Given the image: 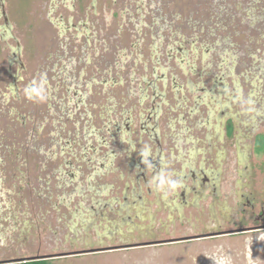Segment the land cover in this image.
<instances>
[{"label":"rangeland","instance_id":"1","mask_svg":"<svg viewBox=\"0 0 264 264\" xmlns=\"http://www.w3.org/2000/svg\"><path fill=\"white\" fill-rule=\"evenodd\" d=\"M10 3L11 19L19 18L31 30L30 36L24 28L20 30L26 37L23 59L28 74L35 78L37 87L41 79L46 81L45 98L36 100L47 111V125L42 129L47 146L53 145L56 137L78 134L81 143L89 141L98 146L94 133H88L91 127H102L110 120L129 115L137 121L130 137L135 139L136 133L142 137L134 145L135 152L153 140L143 131L140 120L158 105L159 112L156 108L151 110L158 114L164 170L157 181V192L153 186L151 193L145 192L144 185L141 188L148 201L159 199L157 216L161 219L151 225L155 236L140 241L200 232L203 224L211 220L213 203L214 209L224 205L238 219L243 214L238 209L237 197L229 190L253 189L263 198L264 147L260 151L255 149L253 133L264 135V0H12ZM80 21L84 25L80 26ZM71 24H78L80 30L69 28ZM174 58L182 60H179L182 67L177 66ZM162 72L166 84L160 79ZM149 75L155 77L146 85L145 97L137 86H144L143 80ZM56 85L60 89L55 93ZM151 85L157 89L153 90ZM68 97L72 106L66 102ZM76 106L77 111L73 112ZM218 112H222L219 118ZM150 121L144 129H151L153 118ZM228 121H232L230 132ZM176 134H181L183 140L176 141ZM177 146L186 155L180 156ZM100 148L106 150L104 145ZM40 149L35 147L37 155ZM126 152L116 160V170L97 179L98 183L111 186L106 189V196H117V202L122 201L125 184L131 193L140 194L139 184L127 174ZM188 155L195 164L203 162L204 169L211 170L213 175L219 173L223 195L207 197L199 208L190 202L180 214L168 207L162 209L163 197L168 199L172 192L170 172L179 171V163L188 162ZM237 170L247 179L242 184L241 178V187L235 184L241 176ZM12 181L7 179L9 185ZM35 182L32 217L37 211V193L44 187V178L41 185L40 181ZM17 190H12L15 193L12 201L28 206L26 192L17 195ZM117 209L119 205H115L113 213ZM128 210L133 214L132 206ZM142 211L144 215L145 208ZM54 213L44 210L41 215L36 214L37 229L31 234L43 239H0V260L77 249L70 246L77 236L65 231L63 223H55ZM168 216L173 219L169 227L174 231L172 234L164 229L158 231L162 221L168 222ZM188 217L191 222H187ZM100 220H96L99 226L91 232L96 240L106 238L97 237L106 230ZM134 221L141 224L138 219ZM252 222L249 218L248 224ZM1 224L6 226L7 222ZM58 224L62 234L56 230ZM52 228L60 235L58 239H44L51 234L55 236ZM67 236L71 239H66ZM111 237L106 239L120 244L115 235ZM47 259L49 264H264V229Z\"/></svg>","mask_w":264,"mask_h":264},{"label":"flooded vegetation","instance_id":"2","mask_svg":"<svg viewBox=\"0 0 264 264\" xmlns=\"http://www.w3.org/2000/svg\"><path fill=\"white\" fill-rule=\"evenodd\" d=\"M9 1L11 2L12 0ZM10 2L0 0V239H2L1 241L3 239H33L36 235H32L31 231L37 229L38 215L36 214L41 215L44 210L47 213L55 211V223H63V226H61L65 231L68 230L69 233H74V236H77L74 243L70 245L77 249L53 254L15 257L0 260V264H25L37 260L48 261L47 258L54 256L61 257L152 244L174 243L177 241L186 242L201 238H220L222 236L264 229V196L261 198V196L256 195L253 189L240 190L241 192L239 190L236 192L235 189H232L229 192H232L231 195L233 197H237L238 209L243 214L238 219L224 205L214 209L212 207L213 203L210 206L211 220L203 224V227L199 229L200 232L188 236L140 241L143 237L151 238L155 236L151 225L155 222H160L161 219L157 216V212L160 209L159 199L155 198L152 201H148L145 195L143 196L141 188L144 185L145 192L151 193V186H153L155 192H157V181L162 170H164L162 160L164 152L158 137V105L150 108L146 117L140 120L143 131L146 130L149 137L153 139L151 143L146 144L147 148L138 147L139 150L134 152V145L140 142L142 137L139 133L135 134V139L130 137L135 132L133 129L137 121L134 120L133 116L129 117V115L123 119L110 120L102 127H91L92 130L88 133H94V141L97 142L98 146L91 145L89 141H82L81 143L78 138L79 134L74 137L68 135L56 137V140L52 142L53 145L47 146L45 131L42 132V129L47 125V111L44 109L45 107H41L42 104L39 105L37 103V98H30L27 92L35 78L28 74L26 64H24L26 37H23L20 30L24 28L28 36H30L31 30L19 18L16 19L14 17V21L11 19L12 17L9 13ZM57 8L58 6H56ZM59 17L63 18L62 15ZM20 23L23 26H20ZM79 24L80 26L84 25L81 21ZM15 28L18 32H16ZM69 28L80 30L78 24H71ZM177 47V52H179L180 50ZM176 59L174 58L173 61L178 67H182L180 64L182 60ZM153 74L155 75L154 71ZM154 75H149L150 79L143 80L144 86H137V90L142 91L143 96L146 95L144 93L146 85H150L149 83L152 82L150 80L155 77ZM160 79L166 84L167 78H165L164 73ZM171 80L173 81V79ZM87 85L88 87L90 86L89 83ZM151 86L153 90L157 89L155 85ZM59 89L60 86L56 85L55 93ZM66 90L68 91V89ZM32 95L36 96V93L33 92ZM66 102L68 106H72L69 97ZM155 108L157 110L156 113L153 111ZM76 111L77 106L73 112ZM221 114L222 112H218L217 118ZM152 118L154 122L150 126L151 129H144V126L150 125ZM181 132L182 130H180ZM175 136L176 141L183 140L181 134H176ZM39 141L43 145L41 143L37 144ZM101 145L106 146V150H101ZM37 146L45 149L44 151L40 149V155H37L34 150ZM125 151H127L125 158L128 159L125 161L129 171L127 174H129L132 181L139 184L140 194L135 193V196L133 192L131 193L132 190L129 185L125 184L121 192L122 201L117 202L119 200L117 196H106V189L111 186L106 183L100 184L97 179L103 177L109 171L116 170V160ZM178 151L180 156L186 155L182 147ZM142 156L146 157L145 161L142 160ZM187 157L189 158L190 156L188 155ZM191 159L192 157H190L188 162H180L179 171L170 172L173 174V176L169 175L168 177V180H171L172 192L168 199L163 197L164 205L162 209L168 207L174 210L175 213L180 214L181 210L190 202L193 207L199 208L201 201H205L207 197L223 195L224 184L220 182L219 173L217 172V174L213 175L211 170L204 169L203 162L195 164V162H191ZM43 172H45L44 175H42ZM236 173L241 176L238 177L239 179L236 178L235 184L241 187L242 184L247 182V179L242 177L244 174L241 171L237 170ZM42 178H44V187L37 193L39 203L36 214L32 217L30 209L35 201L34 194L37 192L34 187L35 181H40L41 185ZM249 178L248 176V180ZM7 179H13L11 185H9L10 183H8L9 181L7 182ZM241 180L242 184L240 183ZM140 182L142 183L140 184ZM173 184H175V187H173ZM13 188H18L16 191L17 195H20L21 192H26L25 200H27L28 206L12 201V197L15 195L12 191ZM75 197L77 198L74 199ZM130 197H134V199ZM115 205H119V209L113 213ZM256 205H259L257 209ZM59 206L63 207L64 211ZM130 206L133 207V214L128 210ZM124 208L126 209L123 211ZM142 208L146 210L144 215H141L143 213ZM59 213L60 215H58ZM117 213H119V218H117ZM67 215H69V218ZM102 216L104 217L102 218ZM63 217H67V220L63 221ZM109 217L110 219H108ZM98 218L101 219V225L106 227V230L96 236L113 239L111 236L115 235L117 240H121L120 244H112V240L109 241L106 238L96 240L91 235V232L97 229L95 226H99L97 225L98 222H96ZM135 218L141 224H137L134 221L137 220ZM168 218L167 223L162 221L158 231L164 229L172 234L174 231L170 230L169 227H172L170 223H172L173 219L170 216ZM249 218L253 221L251 224H248ZM1 221L7 222V225H2ZM141 221H145L146 224L144 225ZM187 222H191L190 217L187 218ZM59 224L56 226V230L62 234L63 229L60 228ZM108 226L111 227L110 230ZM121 227L124 228L119 230ZM193 230L196 231L195 228ZM52 231L55 236L51 234L44 239H54L55 237L58 239L60 235L53 228ZM123 231L126 234H131L126 235L122 233ZM134 232L137 233L134 234ZM42 237L34 238L43 239ZM65 238L71 239L68 236Z\"/></svg>","mask_w":264,"mask_h":264},{"label":"trees","instance_id":"3","mask_svg":"<svg viewBox=\"0 0 264 264\" xmlns=\"http://www.w3.org/2000/svg\"><path fill=\"white\" fill-rule=\"evenodd\" d=\"M227 128H228V131L230 132L232 129V121H228ZM253 136H254V147H255V149L257 151L262 150L264 147V135H262V134H256L255 135L253 133ZM17 264H22V263H17ZM25 264H49V263L47 261H44V260H37V261H31V262H28Z\"/></svg>","mask_w":264,"mask_h":264},{"label":"clouds","instance_id":"4","mask_svg":"<svg viewBox=\"0 0 264 264\" xmlns=\"http://www.w3.org/2000/svg\"><path fill=\"white\" fill-rule=\"evenodd\" d=\"M45 83H46V81L41 79L40 86L37 87L35 82H33V84L27 89L29 97L30 98H38V99H41V100L44 99L45 98V93H44V87L43 86H44ZM33 92L36 93V96L32 95ZM173 187H175V184H173Z\"/></svg>","mask_w":264,"mask_h":264}]
</instances>
